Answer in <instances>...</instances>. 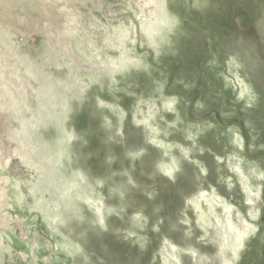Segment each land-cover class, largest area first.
<instances>
[{
    "label": "rangeland",
    "instance_id": "rangeland-1",
    "mask_svg": "<svg viewBox=\"0 0 264 264\" xmlns=\"http://www.w3.org/2000/svg\"><path fill=\"white\" fill-rule=\"evenodd\" d=\"M0 264H264V0H0Z\"/></svg>",
    "mask_w": 264,
    "mask_h": 264
},
{
    "label": "flooded vegetation",
    "instance_id": "flooded-vegetation-1",
    "mask_svg": "<svg viewBox=\"0 0 264 264\" xmlns=\"http://www.w3.org/2000/svg\"><path fill=\"white\" fill-rule=\"evenodd\" d=\"M240 125H242V123Z\"/></svg>",
    "mask_w": 264,
    "mask_h": 264
}]
</instances>
